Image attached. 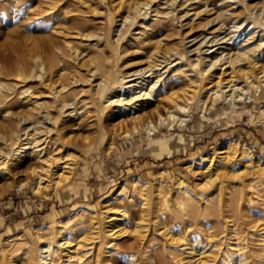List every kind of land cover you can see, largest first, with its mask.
I'll use <instances>...</instances> for the list:
<instances>
[{
	"label": "rangeland",
	"instance_id": "1",
	"mask_svg": "<svg viewBox=\"0 0 264 264\" xmlns=\"http://www.w3.org/2000/svg\"><path fill=\"white\" fill-rule=\"evenodd\" d=\"M127 2L139 3L138 16L126 11ZM215 48L216 57L244 50L264 65V0H0V66L11 70L0 75V187L25 179L33 167L46 168L45 159L74 162L69 180L46 195L12 189L0 197V264H39V241L50 245V264L194 262V253L168 236L200 249L204 264H264V175L234 159L221 163L220 179L199 174L203 159L225 143L264 161V85L252 89L249 101L217 102L205 112L194 101L184 124L131 137L111 131L132 115L113 105L100 117L101 99L91 86L119 82L113 92L128 98L133 82L119 79L154 65L144 78L156 83L152 99L130 109L165 115L171 92L188 82L211 84L191 63ZM36 56L52 57L50 73L36 66ZM246 65L243 58L237 68ZM217 68L212 72L220 73ZM61 87L70 104L62 109L51 89ZM200 97L209 100L205 89ZM11 152L18 159L4 171ZM109 208L124 232L107 238ZM60 228L79 244L77 257L54 245Z\"/></svg>",
	"mask_w": 264,
	"mask_h": 264
},
{
	"label": "bare ground",
	"instance_id": "2",
	"mask_svg": "<svg viewBox=\"0 0 264 264\" xmlns=\"http://www.w3.org/2000/svg\"><path fill=\"white\" fill-rule=\"evenodd\" d=\"M125 6H126V11L129 14L132 13L135 17L138 16V14L140 13V5L138 2H127ZM126 18L128 17H125V18L123 17V19H126ZM211 41H214V40H211ZM215 51H216V48L209 49V52L207 51L206 54H204V56L196 57L191 63L192 67L199 68L198 74L201 77L207 78V75H208V77L211 78L210 80L211 84L203 88L200 86L199 82L195 84L194 83L189 84L188 82V84H184L180 88H178L176 91L171 92L169 95H167V98H166L168 99L170 105L168 104V106L165 107V115L160 114L158 110H155L153 113H150V114H147L146 112H143L142 114H135L136 111L130 109V106H132L133 108L141 107V104L139 103L141 100L147 101V100L152 99L153 95L151 93V90L155 87L156 83H150V81H148V83H145L144 78L149 77L152 74L151 70L154 67V65H152L151 67L146 66L144 68H140L139 70L137 69L129 74H125L123 77H121V79H119L122 83L133 82V83L127 84V87L129 88L128 98L123 97L121 94L113 92L114 89L117 88L118 86L117 84L119 82L109 84L104 79H100L98 81L94 79V81L96 82L92 84L91 86L95 90V93L98 94V96L101 99L98 105V108H97L98 113L100 114V117L103 115V113L105 112L107 108H111V106L113 105L116 106L117 110L120 112L130 113L132 115L130 117V122L120 124L118 126V129H115L114 132L111 131V133L112 134L115 133L117 137H131L133 134H136L140 131L151 132L152 130L157 129L158 127H162V126L170 127L173 125V123L174 124L177 123L178 125L184 124L185 121L189 117L188 115V111L190 108L189 105L190 103L194 101L198 102L200 106V110L202 112L209 110V108H212V106H214L217 102H234V101L240 102V101H245V100L249 101L253 96L252 89L254 90V93H255L256 90H258L259 86H261V83L262 85H264V65L256 66V63L254 62L253 59H251L248 51L242 50V51H235L234 53H230V52L223 53L222 51V52H219L220 55L218 54L219 56L217 55V57L216 55H214V53H216ZM243 58L247 59L248 65H246L245 68H240V67L237 68L238 62H240ZM34 60H35L36 66L38 68L44 69V72L49 71L53 65L52 57L39 58L36 56L34 57ZM165 61L167 60H164L163 62ZM218 66L219 68H217ZM254 67H257L260 73V76L254 74V71L252 69ZM215 68H217L220 71V73L218 71L212 72ZM10 71L9 70L4 71L3 67L0 66V75L4 77L8 76L11 74ZM50 72L51 71H49V73ZM147 72H150V73L145 75ZM12 73L16 78L21 77L17 71L12 72ZM138 74H139L140 80H138V78L132 77L133 75L137 76ZM237 74L240 76V78H243L244 80L242 81L244 82L243 85L242 84L238 85L235 82L238 79ZM92 75H95L94 72H92ZM224 75L227 78L226 77L224 78ZM252 78H255V80L259 78L258 84L255 83L256 81H254ZM74 82H78V80L74 78ZM44 85L46 87H49L47 83H45ZM142 85H145L146 87L145 90L142 89L141 87ZM51 89L54 90L53 95L55 98L54 102L56 106L60 107L61 109L67 108L70 106V104L66 103L65 101L66 99H64L59 93L62 87L60 89H57V88H51ZM202 89H205L207 94L209 95L208 101H206L205 99H201L200 93ZM23 92L25 93L28 92V88L23 90ZM0 97H1V84H0ZM34 104L37 106V109L39 110H41L42 108L44 109V107H42V102H38L37 100H34ZM49 120H51L50 117H49ZM53 120L54 122H56L55 118ZM102 130L106 131L105 128H102ZM236 145L237 143L235 144L234 147H236ZM231 147L233 148V146H229V144L225 143L221 145L220 147H218L211 154L209 158H204L201 164H199V165H203L204 170L201 171V173L199 174L211 173L210 177H212L211 178L212 180L220 179L221 175L225 174V172L222 170L221 163L223 161L227 162L230 159H234L235 161L237 160L238 162H240L246 169L250 170L252 174L259 175V176L264 175V161L261 160V158L259 157L257 158L254 155H252V153L247 148H246L247 154L244 152L243 153L239 152L240 154L239 153L236 154L237 151L235 149H232ZM240 147H242V145H240ZM12 152H14V150ZM12 152L9 155V157L8 155L6 156L8 160L3 163L2 167L4 171H8V172L10 171V169H8V166L6 165L8 161H12L16 158L18 159V156L15 157V155ZM222 154H225V155L221 156ZM61 158L55 157L54 160L51 158L45 159L44 162L47 163L46 168L37 169L33 167L29 170V173H27L25 179L19 180V181L11 180L10 182L5 183L4 185L0 187V197L5 192L12 190V189L13 190L14 189H17V190L28 189L33 194H36V195H46L48 191L56 190L60 185L64 184L65 182L69 180L71 169H72V166L74 165V162L72 163L70 162L66 163L65 161L59 162ZM53 163L55 165H53ZM53 168L55 169L53 170ZM252 174L250 175L252 176ZM178 184H179V188L181 189L182 187L181 185L183 184V181L180 180V182L177 183V186ZM116 213H117L116 209L111 211V208L106 209L104 211V214H105L104 216L107 218V221H112L107 229H105V227L102 228V231L107 238L114 236L115 233H117L118 235L124 232L123 228L120 227V224L116 223L117 222L116 217L113 216V214H116ZM226 223L228 224V226L226 225L227 235L230 234V236H228V239H233L234 238L233 235L235 233L233 226L229 224V220L226 221ZM164 235H167V234L165 233ZM167 238L170 243L174 241L177 242L178 246L182 247V250L184 249L188 251L187 253H190V255L194 253L196 258L194 259V262H191V264H204L207 261V258L205 257L206 255L203 256V252L200 251V249L196 248L194 250L188 247L186 243L181 242L183 239L177 240L176 238H173L171 236H168ZM52 239L57 249H59L60 251L68 250V252H74L75 253L74 256L77 257L76 254H77V249H78L79 244L77 242L71 244L72 242L65 238L63 234V230L61 228L53 233ZM105 243L111 246H115V243L110 240H108ZM36 247L39 253V256H38L39 264H50V256L52 252L50 245H45L41 241H39ZM207 257H208V254H207ZM2 263L3 264H16L11 259H6Z\"/></svg>",
	"mask_w": 264,
	"mask_h": 264
}]
</instances>
